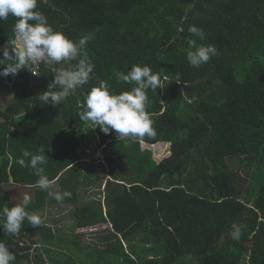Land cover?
I'll list each match as a JSON object with an SVG mask.
<instances>
[{
  "label": "trees",
  "instance_id": "1",
  "mask_svg": "<svg viewBox=\"0 0 264 264\" xmlns=\"http://www.w3.org/2000/svg\"><path fill=\"white\" fill-rule=\"evenodd\" d=\"M37 10L73 40L91 34L95 67L55 107L39 99L54 78L45 64L34 67L37 74L0 77V90L13 95L0 110V208L34 188L29 212L73 204L77 229L107 226L93 244H63L45 223L25 222L18 235L0 226L12 264H264V0H38ZM15 22L11 15L0 21V48L16 39ZM190 25L205 38L193 37ZM189 38L215 45L217 54L190 66ZM135 64L166 77L165 87L147 90L157 135L119 141L96 126L109 164L93 172L95 163L85 160L89 136L81 135L88 121L79 113L101 80L117 94L131 90L116 73ZM142 141L170 142L171 154L157 161ZM41 149L54 181L49 190L39 187L35 169L16 163L23 151ZM243 158L241 171L230 167ZM103 186V194L80 202L82 189L102 193ZM65 190L72 195L63 202L49 195ZM233 224L243 226L239 240L231 238Z\"/></svg>",
  "mask_w": 264,
  "mask_h": 264
},
{
  "label": "clouds",
  "instance_id": "2",
  "mask_svg": "<svg viewBox=\"0 0 264 264\" xmlns=\"http://www.w3.org/2000/svg\"><path fill=\"white\" fill-rule=\"evenodd\" d=\"M37 4L38 0H0V21L7 20L10 15L16 18L13 27L16 39L11 42L10 48H0V65H6L0 68V77H15L21 70L35 74V66L49 65L55 69L54 78L49 82L47 90L39 94V99L43 104L55 107L90 80L95 65L89 59L87 45L93 37L85 34L73 40L63 31L55 30L48 23L47 17L37 10ZM188 31L200 40L205 38L204 30L196 25H190ZM216 54L215 45H199L195 38L188 39L186 58L190 66L200 67ZM116 76L119 81L134 86L129 91L117 94L108 81L101 80L86 96V110L79 113L80 119L99 126L104 134L114 131L119 141L154 138L157 131L147 111L150 105L147 90L155 91L165 87L166 77L153 72L150 66L141 64L132 65L127 73L117 72ZM16 163L36 170L39 176L37 184L41 189L53 188L54 181L49 179L43 167L48 163L43 149L35 155L28 150L23 151ZM49 195L63 202L72 193L67 190L50 191ZM31 199L25 193L22 202L0 208V226L5 233L18 235L25 222L33 227L43 225L40 215L28 211ZM232 228L231 238L239 240L243 226L233 224ZM15 259V254L0 241V264H12Z\"/></svg>",
  "mask_w": 264,
  "mask_h": 264
},
{
  "label": "rangeland",
  "instance_id": "3",
  "mask_svg": "<svg viewBox=\"0 0 264 264\" xmlns=\"http://www.w3.org/2000/svg\"><path fill=\"white\" fill-rule=\"evenodd\" d=\"M13 95L10 92L0 90V110H5L12 100ZM57 114L60 117V112L57 111ZM62 122V120H60ZM81 135L88 134V140L91 144V149L88 150V156L85 159L88 164L95 163V167L92 168L91 171L98 172L103 167L108 168L109 161L104 155L102 154V149L100 147V141L96 130V125L92 122L88 121L86 125L82 128ZM85 143L88 141L83 140ZM143 148H151L154 158L157 161L163 160L164 158L170 155V143L169 142H158L154 145H147L143 144ZM247 159L243 158V162L239 160L234 161L230 164L232 169L240 170V166L243 165ZM105 178V177H104ZM6 188L10 189V192H14L17 190V186L13 184H8ZM104 186L100 189L102 193H99L97 187H94L90 191H85L84 189L81 190V200L80 202H85L90 197H96L97 195L100 196L103 194ZM26 193H28L31 197L34 193V188H27ZM74 210L75 206L72 204H48L44 208L40 209L39 215L42 218L43 223L50 226L52 230L58 234L61 240L64 239H71V240H78L81 241V244H93L95 242V238L103 237L104 234L100 235L99 232L107 225L103 226H95L89 227L84 229H77L75 227V220H74ZM80 236V239L77 237ZM42 252V249L39 250ZM82 258L78 257L80 261ZM91 263H95V261H91ZM46 264H49L47 261Z\"/></svg>",
  "mask_w": 264,
  "mask_h": 264
},
{
  "label": "crops",
  "instance_id": "4",
  "mask_svg": "<svg viewBox=\"0 0 264 264\" xmlns=\"http://www.w3.org/2000/svg\"><path fill=\"white\" fill-rule=\"evenodd\" d=\"M143 144H147L146 142H144L143 141ZM148 145V144H147ZM170 146H171V143H170ZM63 204H67V203H63ZM73 205V204H72ZM75 206V205H74ZM75 209H76V206H75ZM75 211V210H74ZM73 215H74V213H73ZM74 220H75V217H74ZM105 225H107V224H105ZM97 226H99V225H97ZM50 227V226H49ZM75 227H76V220H75ZM93 227V226H92ZM52 229V228H51ZM84 229V228H83ZM52 232H53V234L56 236V237H58V238H61L58 234H56L53 230H52ZM69 239H64L63 241H64V243L63 244H67Z\"/></svg>",
  "mask_w": 264,
  "mask_h": 264
},
{
  "label": "water",
  "instance_id": "5",
  "mask_svg": "<svg viewBox=\"0 0 264 264\" xmlns=\"http://www.w3.org/2000/svg\"><path fill=\"white\" fill-rule=\"evenodd\" d=\"M47 65V64H46ZM48 67H50L49 65H47ZM50 68H52V67H50ZM53 70H54V72H55V69L54 68H52Z\"/></svg>",
  "mask_w": 264,
  "mask_h": 264
},
{
  "label": "built area",
  "instance_id": "6",
  "mask_svg": "<svg viewBox=\"0 0 264 264\" xmlns=\"http://www.w3.org/2000/svg\"><path fill=\"white\" fill-rule=\"evenodd\" d=\"M34 73L36 74V71H34Z\"/></svg>",
  "mask_w": 264,
  "mask_h": 264
}]
</instances>
